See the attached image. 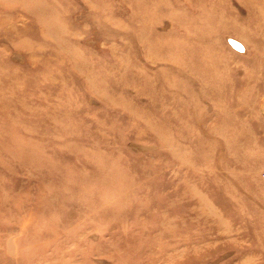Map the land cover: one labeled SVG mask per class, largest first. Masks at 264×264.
Returning a JSON list of instances; mask_svg holds the SVG:
<instances>
[{
  "label": "rangeland",
  "instance_id": "rangeland-1",
  "mask_svg": "<svg viewBox=\"0 0 264 264\" xmlns=\"http://www.w3.org/2000/svg\"><path fill=\"white\" fill-rule=\"evenodd\" d=\"M13 1L0 264H264V0Z\"/></svg>",
  "mask_w": 264,
  "mask_h": 264
},
{
  "label": "water",
  "instance_id": "water-1",
  "mask_svg": "<svg viewBox=\"0 0 264 264\" xmlns=\"http://www.w3.org/2000/svg\"><path fill=\"white\" fill-rule=\"evenodd\" d=\"M228 43L230 44V46L235 49L236 51L240 52V53H245V47L243 46V44L233 38H227Z\"/></svg>",
  "mask_w": 264,
  "mask_h": 264
},
{
  "label": "bare ground",
  "instance_id": "bare-ground-1",
  "mask_svg": "<svg viewBox=\"0 0 264 264\" xmlns=\"http://www.w3.org/2000/svg\"><path fill=\"white\" fill-rule=\"evenodd\" d=\"M10 1V0H9ZM11 1H13V0H11ZM14 2V1H13ZM17 2V1H16ZM24 2V1H23ZM25 3V2H24ZM40 9H38L37 10V12L39 11ZM40 12V11H39ZM41 15V14H40ZM43 17V16H42ZM197 29V28H196ZM199 30V29H198ZM212 30V29H211ZM188 33H190V32H188ZM195 33V32H194ZM203 33V32H202ZM196 34V33H195ZM196 36V35H195ZM205 38V37H204ZM147 39V38H146ZM188 39V38H187ZM187 39H186V41H187ZM192 41H193V39H192ZM227 41V40H226ZM196 43H197V41H196ZM193 45V44H192ZM199 45H200V43H199ZM202 46V45H201ZM205 47H206V45H204ZM208 46H210V45H208ZM200 47V46H199ZM198 47V48H199ZM211 47H212V45H211ZM190 48V47H189ZM194 48V47H193ZM193 48H191V49H193ZM207 48V47H206ZM202 50H204V48L202 49ZM207 50V49H206ZM203 52V51H202ZM205 53V52H204ZM219 53V52H218ZM209 54V53H208ZM182 55V54H181ZM219 55V54H218ZM193 56V55H192ZM201 56V55H200ZM203 56V55H202ZM213 57V56H212ZM212 57H210L209 56V60H210V58H212ZM174 58V57H173ZM204 58V57H203ZM206 58V57H205ZM201 59V58H200ZM213 59V58H212ZM197 61V60H196ZM201 61V60H200ZM204 62V61H203ZM214 63V62H213ZM184 65H186L185 63H184ZM200 66V65H199ZM195 68H197V67H195ZM203 69V68H202ZM208 69V68H207ZM210 69V68H209ZM200 70V69H199ZM206 71H208V70H206ZM121 72H123V71H121ZM121 72H120V74H121ZM193 76H194V74H193ZM198 76V75H197ZM104 80V79H103ZM172 80V79H171ZM178 80V79H177ZM185 81V80H184ZM192 81V80H191ZM195 81V80H194ZM218 81V80H217ZM187 82H189V81H187ZM218 82H221V80L220 81H218ZM218 82H216V83H218ZM186 83V82H185ZM222 83V82H221ZM219 84V83H218ZM213 85V84H212ZM155 91H156V89H155ZM217 92V91H216Z\"/></svg>",
  "mask_w": 264,
  "mask_h": 264
}]
</instances>
